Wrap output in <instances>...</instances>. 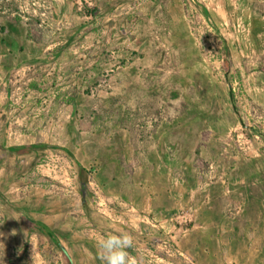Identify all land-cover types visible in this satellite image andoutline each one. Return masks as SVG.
<instances>
[{"label": "rangeland", "instance_id": "rangeland-1", "mask_svg": "<svg viewBox=\"0 0 264 264\" xmlns=\"http://www.w3.org/2000/svg\"><path fill=\"white\" fill-rule=\"evenodd\" d=\"M263 58L264 0H0V253L69 264L21 215L37 191L67 203V221L49 229L74 264L83 246L122 232L135 234L137 264H264V110L251 105L264 108ZM86 116L92 125L78 131ZM162 138L165 150L199 148L230 178L259 181L261 204L230 198L237 228L206 239L205 255L187 259L160 231L130 230L126 178ZM33 145L53 148L10 150ZM110 179L116 199L100 188Z\"/></svg>", "mask_w": 264, "mask_h": 264}, {"label": "crops", "instance_id": "crops-1", "mask_svg": "<svg viewBox=\"0 0 264 264\" xmlns=\"http://www.w3.org/2000/svg\"><path fill=\"white\" fill-rule=\"evenodd\" d=\"M255 101L252 99L253 103L260 106ZM170 126L162 124L156 133L157 137L162 135L161 132H165L164 128ZM208 135L202 134L201 137L207 142ZM179 150H165L162 138L157 142V149L150 150L142 164L132 165L130 181L126 178L125 182L132 190L131 199H128L127 203L134 216L130 229L132 232L160 231L161 235L172 238L174 250L179 256L190 259L195 254L205 255L208 252L205 248L202 250L199 247L207 243L206 239L209 237L219 231L236 230L237 225L232 217L228 216L229 213H233L229 208L230 198L238 202L237 207L240 204L259 206L261 201L260 199L255 201L254 194L258 195L261 189L257 185L259 181L251 184L244 178H230L227 169L220 163L214 161L205 163L199 148H195L193 153ZM136 154L133 150V157ZM216 154L221 158L224 153ZM132 162L134 163V160ZM117 186L110 179L109 186L104 184L100 188H107L108 197L116 199L118 193L111 190L121 188L120 185ZM31 200V206L21 214L22 216L26 214L30 220L41 222L53 229L62 221H67L69 216L67 203L48 199L44 201L43 194L37 191L32 194ZM34 234L37 239V234L40 233L36 231ZM59 242L61 243L60 240ZM62 246L64 247L63 244ZM67 255L69 256L68 253ZM76 257L77 264H101L97 245L83 246L82 252L76 253ZM132 258L134 259L133 255ZM206 260L207 258L200 264H207ZM71 264H74L72 260ZM245 264L252 263L246 261Z\"/></svg>", "mask_w": 264, "mask_h": 264}, {"label": "trees", "instance_id": "trees-1", "mask_svg": "<svg viewBox=\"0 0 264 264\" xmlns=\"http://www.w3.org/2000/svg\"><path fill=\"white\" fill-rule=\"evenodd\" d=\"M26 38L28 40H33V31L32 29H28V32L26 34ZM106 55V54H105ZM106 60L105 58L103 59V61ZM225 62L227 64V66H229V58L226 57L225 58ZM118 63H122V61H118ZM244 70L246 72H248V70L243 67ZM257 71L264 73V58L262 60V63L259 67H257ZM66 97H68L66 99L67 104L69 107H72L75 103V98H76V91H72L69 93V95H67ZM65 97V98H66ZM63 100V99H62ZM252 108L253 110H258L263 111L264 108L262 106H259L253 102H251ZM89 116L84 117V119H79L78 120V131H87L88 128L92 125L93 121H89ZM86 120V121H85ZM91 120V119H90ZM86 122V123H85ZM35 147H43V148H53L50 145H33V146H25V147H15L10 149L12 152H16V153H24L27 150L31 149V148H35ZM79 174L81 177L80 180V188H81V194L84 200V192H85V184L86 181L84 178V175L86 174V171L84 168L80 167L79 169ZM23 219L26 221L27 225L29 228L34 229L35 231H38L41 236L46 239V241H50L51 242V247L53 249H57L61 255L68 261L69 264H71V260L69 258V256L67 255L66 250L64 249V247L62 246V244L59 242V240L54 236V233L43 223L41 222H36V221H32L26 217H23ZM43 247V246H42ZM46 249V247H44V250ZM43 250L41 249V254L43 256ZM16 259V255L12 254V253H0V264H12V262Z\"/></svg>", "mask_w": 264, "mask_h": 264}, {"label": "clouds", "instance_id": "clouds-1", "mask_svg": "<svg viewBox=\"0 0 264 264\" xmlns=\"http://www.w3.org/2000/svg\"><path fill=\"white\" fill-rule=\"evenodd\" d=\"M132 246L131 235L123 232L119 235L108 233L98 241V259L101 264H135L127 251Z\"/></svg>", "mask_w": 264, "mask_h": 264}]
</instances>
